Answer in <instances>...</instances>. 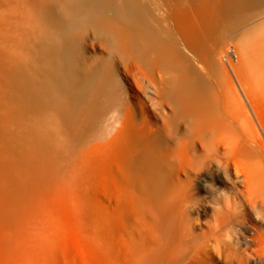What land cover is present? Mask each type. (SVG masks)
Listing matches in <instances>:
<instances>
[{
    "label": "bare ground",
    "instance_id": "bare-ground-1",
    "mask_svg": "<svg viewBox=\"0 0 264 264\" xmlns=\"http://www.w3.org/2000/svg\"><path fill=\"white\" fill-rule=\"evenodd\" d=\"M207 185L264 264V0H0V264H204Z\"/></svg>",
    "mask_w": 264,
    "mask_h": 264
},
{
    "label": "rangeland",
    "instance_id": "rangeland-1",
    "mask_svg": "<svg viewBox=\"0 0 264 264\" xmlns=\"http://www.w3.org/2000/svg\"><path fill=\"white\" fill-rule=\"evenodd\" d=\"M232 54L223 59L224 66L237 87L239 93L242 95V91L238 82V79L234 75V69H236L237 63V49L235 46L230 47ZM233 67V71L231 69ZM201 198L206 199V196L201 193ZM203 213L205 217L211 218L213 216L214 209L210 205H205ZM251 225H256L254 220H250ZM98 251L89 246L83 236L74 231H68L65 234L61 250L58 254L56 263L54 264H98L97 262ZM204 264H232L227 258V254L217 253L213 250L212 246L209 247L207 253L204 256Z\"/></svg>",
    "mask_w": 264,
    "mask_h": 264
},
{
    "label": "clouds",
    "instance_id": "clouds-1",
    "mask_svg": "<svg viewBox=\"0 0 264 264\" xmlns=\"http://www.w3.org/2000/svg\"><path fill=\"white\" fill-rule=\"evenodd\" d=\"M175 159V158H173ZM215 163L225 171V175L227 176V171L224 167H222L219 163V161H215ZM230 179V177H229ZM210 189H212L214 192L217 193L213 201H210V206L214 209L213 212V218L210 220L205 221L209 229H213L215 232H220V236L216 238L217 242L216 244L212 245L213 250L217 253L219 257L220 249L223 244L231 243L234 239V237L238 240L239 239V229L236 231H233V228L227 227L224 228L221 232V226L218 221L217 213H223L224 211L230 212L233 216H238L240 214L238 203L234 202L233 197L231 193L227 190L217 189L214 185H207ZM217 198H220L222 203L213 205V202L217 200ZM199 205L196 204L194 201H187L185 203V208L189 210H195L198 208ZM255 213V209H254ZM256 219L260 221H264V217H261L259 215H256ZM211 221V223H209Z\"/></svg>",
    "mask_w": 264,
    "mask_h": 264
}]
</instances>
